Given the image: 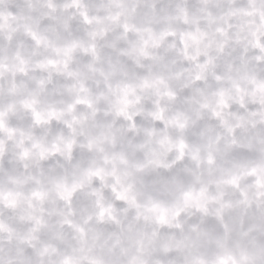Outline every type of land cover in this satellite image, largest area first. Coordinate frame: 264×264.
I'll list each match as a JSON object with an SVG mask.
<instances>
[{
	"label": "clouds",
	"instance_id": "1",
	"mask_svg": "<svg viewBox=\"0 0 264 264\" xmlns=\"http://www.w3.org/2000/svg\"><path fill=\"white\" fill-rule=\"evenodd\" d=\"M0 264H264V0H0Z\"/></svg>",
	"mask_w": 264,
	"mask_h": 264
}]
</instances>
